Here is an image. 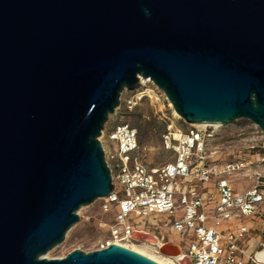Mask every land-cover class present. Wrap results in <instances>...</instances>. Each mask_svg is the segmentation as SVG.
Listing matches in <instances>:
<instances>
[{
  "label": "water",
  "instance_id": "water-1",
  "mask_svg": "<svg viewBox=\"0 0 264 264\" xmlns=\"http://www.w3.org/2000/svg\"><path fill=\"white\" fill-rule=\"evenodd\" d=\"M140 77L189 125L264 133V0H0V264H158L117 244L46 258L113 192L100 137Z\"/></svg>",
  "mask_w": 264,
  "mask_h": 264
},
{
  "label": "built area",
  "instance_id": "built-area-1",
  "mask_svg": "<svg viewBox=\"0 0 264 264\" xmlns=\"http://www.w3.org/2000/svg\"><path fill=\"white\" fill-rule=\"evenodd\" d=\"M127 105L132 109L135 102ZM104 134L114 189L102 199V208L107 212L114 206L117 215L109 227L113 242L98 250L134 241L135 231L156 232L161 243L176 244L191 264H262L256 259L259 251L252 256L248 250L252 237L264 234V182L236 192L229 177L235 168L212 160L213 137L206 129L190 125L184 131L170 121L162 142L174 160L159 167L144 161L135 128L120 124Z\"/></svg>",
  "mask_w": 264,
  "mask_h": 264
},
{
  "label": "rangeland",
  "instance_id": "rangeland-1",
  "mask_svg": "<svg viewBox=\"0 0 264 264\" xmlns=\"http://www.w3.org/2000/svg\"><path fill=\"white\" fill-rule=\"evenodd\" d=\"M141 85L133 91L124 90L120 95V104L111 114L105 124L109 131L120 124H128L138 132L140 153L144 161L150 166H163L174 160V154L166 150L162 142V134L167 124L172 121L187 131L190 125L173 115L165 95L160 93V102L152 103L148 98H136ZM132 99L135 106L128 108L127 102ZM212 135L210 155L218 166L235 168L230 180L236 192L245 190L264 182V133L248 119H238L232 124L220 128L206 127ZM101 142L108 150L105 134L100 137ZM102 199H97L88 206L82 207L79 212V221L68 231L64 241L48 252V257L63 258L72 251L79 249L85 253L98 250L106 242H111L109 227L114 223L117 215L115 207L105 212L102 208ZM139 222V220H133ZM157 236L158 233H150ZM113 242V241H112ZM127 245H136L143 248L142 243L136 241H121ZM264 244V234L252 237L248 252L260 251ZM153 255L157 252L147 249ZM155 251V250H154Z\"/></svg>",
  "mask_w": 264,
  "mask_h": 264
},
{
  "label": "bare ground",
  "instance_id": "bare-ground-1",
  "mask_svg": "<svg viewBox=\"0 0 264 264\" xmlns=\"http://www.w3.org/2000/svg\"><path fill=\"white\" fill-rule=\"evenodd\" d=\"M139 85H141L140 89H137V97L141 100L143 98H148L152 101V103L154 104H158L160 102V93H162L158 87L152 82V80L150 79H144L142 77H140L139 79ZM163 94V93H162ZM164 95V94H163ZM166 98V97H165ZM169 103V107L171 108L173 115L176 119L181 120V116L174 110L172 104L168 101ZM196 126L198 128H206V127H213V128H220L222 125H193ZM114 244H117L119 246H123L125 248H128L134 252H137L143 256H146L147 258L157 262L158 264H177L175 262L174 259L163 256V255H153L151 254L147 249L152 250V252L155 253L153 246L142 243L143 248L136 246L134 244L132 245H127V244H123L120 243L119 241H116ZM46 258H49L48 255L46 256ZM50 259V258H49ZM256 259L259 263L264 264V250L263 251H259L256 254Z\"/></svg>",
  "mask_w": 264,
  "mask_h": 264
}]
</instances>
